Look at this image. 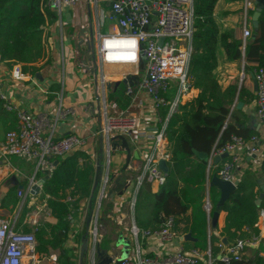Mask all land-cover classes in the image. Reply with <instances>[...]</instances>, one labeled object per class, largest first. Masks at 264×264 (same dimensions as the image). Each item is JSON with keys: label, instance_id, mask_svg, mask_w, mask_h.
<instances>
[{"label": "trees", "instance_id": "obj_1", "mask_svg": "<svg viewBox=\"0 0 264 264\" xmlns=\"http://www.w3.org/2000/svg\"><path fill=\"white\" fill-rule=\"evenodd\" d=\"M217 1L193 0L195 19L187 85L189 91L196 94L179 104L169 120L166 142L170 159L165 184L156 193L146 186L137 195L134 207V223L140 231H158L172 218L174 238L189 233L193 239V242L184 243L187 245L185 251L204 253L209 248L212 264H222L215 259L220 252L217 245L221 239L225 238L230 247L236 240L248 236L244 229L255 234L258 214L264 211V197L259 207L254 204L259 194L257 180L264 181V153L257 170H245L239 175L236 190L221 206H218L219 190L209 183L213 177H218L223 164L231 162V158H225L211 170L204 160L194 155V152L201 153L208 158L229 145L233 137L244 143L257 138L254 133L238 128L243 122L234 109L236 99L248 103L253 99L252 95L243 100V91L238 92L235 85L222 89L214 70L219 46L228 61L237 62L244 56L246 61L257 64L253 74L258 70L264 72V8L258 18L255 37L242 47V42L232 32H219L212 15ZM56 20L57 15L47 6V0H0V62L8 67L15 64L28 66L42 59L49 38L46 28ZM30 72L35 73L36 69H30ZM108 101L126 109L129 97L125 85L120 84L115 91H110ZM4 105L0 98V123L7 133L15 130L16 120L13 114L2 113ZM164 115L165 110H162L160 117ZM56 161L57 166L40 195L46 201L48 216L32 230L23 224L26 212L23 207L16 229L25 233L33 231L39 260L56 251L57 264H73L68 255L72 250L65 245L70 237L75 244L80 242L81 234L74 233L72 219L78 215L80 202L91 196L95 169L86 151H73ZM17 191L18 186H13L0 196V209L9 212L17 209ZM206 203L209 212L205 210ZM216 211L225 213L224 223L219 230L214 229L217 235L208 237V221ZM227 264H264V259L242 257Z\"/></svg>", "mask_w": 264, "mask_h": 264}, {"label": "built area", "instance_id": "obj_2", "mask_svg": "<svg viewBox=\"0 0 264 264\" xmlns=\"http://www.w3.org/2000/svg\"><path fill=\"white\" fill-rule=\"evenodd\" d=\"M80 2L81 0H47V6L59 13L64 8L77 6ZM108 5L109 14L116 24L115 31L98 34L96 52L102 89L108 82L107 78H112L107 75L121 74L120 81H127L126 95L143 93L149 98L150 105L145 119L151 117L153 121L158 122V127L153 134H150L139 125L137 117L111 114L107 112L104 105L103 121L97 135L104 140L106 146V170L104 176H101L99 195L89 216V239L91 243L100 239L99 217L106 175L109 173L110 137L121 135L126 141L136 145L139 165L134 180L130 178V186L133 182V194L128 200V208L132 215L129 228L131 239H126L129 243V254L121 260L120 264H212L209 248L204 253L180 249L174 253L149 256L142 242L145 239H152L160 244L173 241L175 239L172 233L174 220L170 218L160 230L150 232L140 231L135 226L133 218L136 197L141 187L146 185L159 189L166 181V174L159 169L158 164L161 161L169 162L170 159L166 142L167 126L178 105L183 103L190 93L187 73L194 32L193 0H112ZM249 35L247 30L243 31L244 38ZM159 40H162L160 45ZM126 65H129L130 70L122 69V66ZM253 75L256 85V114L264 121V72L258 70ZM11 77L14 81L24 80V75L18 66L13 67ZM242 78L241 75L240 82ZM129 82L131 85L128 84ZM133 85L137 89L136 93ZM174 85L176 91L172 97L168 98ZM3 108L7 112H15L17 128L7 132L3 142L0 143L2 161L7 163L8 159L16 158L32 164L34 174L41 172L44 175H50L55 168L53 161L67 153L86 150L85 141L76 135L54 138V128H51L50 120L45 115L34 117L25 110H17L7 104ZM162 110H165L163 118L160 117ZM69 113L70 111H58L57 115L62 117ZM48 130H50L49 133ZM257 143L258 140L255 137L247 143L233 137L229 145L208 157V167L215 157L223 154L232 156L231 162L223 164L218 178L233 183L236 181L234 169L237 165V158L233 156L234 151L246 145L249 154L258 156L261 160ZM127 170H131V164ZM32 184H34L33 178L29 180L25 190L17 191L19 203L15 216L0 219V264H26L25 258L29 259L31 264H39L41 261L36 255L33 231L25 233L16 229L17 217L23 207L26 209L23 224L32 230L43 221L44 217L48 216L46 201L41 198V193L38 196L29 194ZM205 210L209 212L208 203L205 205ZM263 215L264 211H260L258 217ZM257 241L258 239L254 236L240 238L225 249L221 243L218 244L219 262L227 264L230 261L241 260L244 251L249 247H255ZM77 246L78 244H74L75 248ZM115 259L111 264H116ZM43 260L54 262L51 256ZM87 262V264H94L90 254Z\"/></svg>", "mask_w": 264, "mask_h": 264}, {"label": "crops", "instance_id": "obj_3", "mask_svg": "<svg viewBox=\"0 0 264 264\" xmlns=\"http://www.w3.org/2000/svg\"><path fill=\"white\" fill-rule=\"evenodd\" d=\"M110 1L112 0H96L95 14L92 21L87 4L82 5L81 2L75 7L64 8L59 13L52 10L57 15V20L46 28L49 38L43 58L28 66L15 64L8 67L6 63L0 62V98L4 103L15 107L17 110H25L34 117L45 115L50 120L51 128H54V138L76 135L84 140L85 151L89 153L90 158L93 160L94 169L98 157H102L99 160L101 166L100 175L102 177L106 170V146L102 139L100 147L99 140L101 138L96 135V132L102 125L104 105L107 112L111 114L137 117L139 125L143 126L150 134H153L158 127V122L153 121L151 117L150 119H145L147 118L146 113L147 109H149L150 100L145 94L136 93L137 89L135 85H133V88L136 95H127L129 97V105L124 110L118 108L114 101H108V97L104 98L106 92H108V96L110 91H115L118 88L114 89L113 85L115 82L120 81V78L112 80L111 78H107V81L111 82V86L107 91L105 88L109 84L107 83L104 85V89H102L99 59L96 52L98 34L115 31L116 21L109 14L108 3ZM254 12L255 6L252 0H218L214 6L212 15L219 32H232L235 38L242 42V47H244L247 42L253 40L255 37L256 29L252 26ZM81 30H84L83 36L80 35ZM244 30L249 32L250 35L248 37H243ZM90 33L92 34V38L90 37ZM216 60L217 66L214 70V75L220 87L226 89L230 85H235L238 92L240 90L243 91V100H248L250 95L253 97L248 103L236 99L235 105L240 104L241 106L238 109L234 106V109L237 111V116L243 122L242 124H238V128L242 131L255 134L262 157L264 153V121L256 114L253 75V70L257 64L253 61H246L244 56L237 62H230L227 60L223 49L219 46L216 48ZM15 66L20 68L24 75V80L14 81L12 79L11 71ZM115 68H119V66H115ZM30 69H36V72L31 73ZM128 70H130L129 65ZM109 75L107 77L114 76L115 74ZM241 75L243 78L240 82ZM195 94L196 92L190 91L188 97L183 100V103ZM172 96L170 94V97ZM58 111H70V113L61 117L57 115ZM2 113L14 115L16 120L14 129H16L17 118L15 112L4 110ZM49 132L50 130H48ZM5 133L0 123V143L3 142ZM127 143L131 152L133 154L136 153V145L128 141ZM110 152L112 153V151ZM113 152L120 154L124 161V152L118 149ZM233 156L237 158V165L234 171L236 181H238L239 175L245 170L254 172L260 165V157L249 154L248 146L246 145L237 148ZM229 157L232 156L228 155L227 158ZM223 160L217 164L211 163L208 169L214 170ZM130 164L131 170H127L125 173L127 179L135 177L136 169L139 165V156L138 160L132 157ZM168 164L169 162H166L167 172ZM109 172L110 174L117 175L119 171L111 169V163H109ZM42 177H44V174L41 172L34 174V166L32 164L16 158L8 159L7 163L0 159V196L13 186H22L21 190H25L31 178L36 182ZM94 177L95 170L93 181ZM100 181L101 178L95 190L91 192L90 198L80 202L78 220H80V217H83L84 224L80 226L75 221L73 223L74 233L84 230L86 220L93 211L99 195ZM149 187L152 193H156L159 190L156 187ZM130 188L131 186L126 191L124 197H115L113 201L104 197L101 202V207L105 204L106 210L103 213L100 209L99 221L100 223H104L107 228L105 235L107 237L105 245L107 246L102 248L118 250L116 245H118L119 239H129L127 233H129L131 226L132 215L128 208L129 198L126 196ZM2 212L6 211L0 210L1 215ZM2 218L0 216V219ZM224 218L225 213L220 211L216 226L218 230L223 226ZM254 228L255 234H252L249 229H244L245 234L248 235L244 238L254 236L258 241L255 247H249L244 251L243 257L252 259L258 256L264 259V215L258 217ZM211 234L217 235L215 230L208 224V237ZM142 243L145 251L151 257H156L162 253H174L180 249L185 251V242H180L179 238H175L166 244H160L158 241L152 239H145ZM74 244L73 238L70 237V240L65 245L67 249L70 248L69 250H72L68 254L71 260H73V252L76 251L74 250ZM90 244L91 240L89 239V246ZM99 244L101 246L102 242L99 241ZM78 246L80 247V242ZM77 253L79 257L78 250ZM53 254L56 255L55 259ZM89 254L90 252L87 254V261ZM219 254L220 252L215 259L219 257ZM50 256L54 259V264H57L58 252L52 251L50 252Z\"/></svg>", "mask_w": 264, "mask_h": 264}, {"label": "water", "instance_id": "obj_4", "mask_svg": "<svg viewBox=\"0 0 264 264\" xmlns=\"http://www.w3.org/2000/svg\"><path fill=\"white\" fill-rule=\"evenodd\" d=\"M254 6H255V12L252 16V26L254 29H257L258 27V18L260 16L261 11L264 8V0H252ZM84 30H81L80 35L83 36ZM90 37L92 38V34L90 33ZM162 40H159V45L161 44ZM38 77V75H36ZM127 81H117L114 83L113 87L116 89L120 84H126ZM131 85V83H128ZM110 84H107L105 86L106 90L108 91L110 88ZM254 91H256V85L254 86ZM240 104L235 105V108H240ZM250 119V118H249ZM100 142V147H101V142L102 139L99 140ZM110 142H111V148L110 151H115L118 149L119 151L124 152L125 158H124V164L122 168L119 170L117 175L110 174V172L106 175L107 179L105 182L104 186V197L109 198L111 201L114 200L115 197H123L124 193L127 191V189L130 186V179H127L125 177V173L128 169V166L130 164V161L132 157L138 160V154L137 153H132L129 145L126 141V139L121 136V135H115L113 137H110ZM195 157H197L200 160H204L208 164V158H206V155L201 154V153H196L194 152ZM227 154H223L220 157H215L212 160V163L217 164L221 160L227 158ZM102 157H98V161L95 165V177L93 181V185L91 188V192L95 190L97 187L98 181L101 178L100 175V162ZM162 163V162H161ZM57 166V161H53V167ZM164 172V171H163ZM165 174L167 173V168ZM49 175L45 174L44 177L39 179L38 181L34 182V184L31 185L29 194L31 196H38L41 193L42 187L44 183L48 180ZM238 181H234L233 183L231 182H226L222 181L218 177H213L211 182L209 183V186H214L216 187L219 192H220V200L218 206H221L229 197V195L234 192L237 188ZM257 185L259 188V194L257 199L255 200L254 204L256 207H259L261 204V201L264 197V181L263 179H258L257 180ZM18 189H22V186H18ZM217 220H218V211L214 212L211 217L209 218V224L210 227L215 229L217 226ZM89 221L90 217L86 220V225L83 231V234L80 237V247H79V264H83V259L87 257L88 252H90L91 260L94 264H111L114 258H117V249H107V248H102L98 244V242L94 241L90 244L89 246ZM123 243H126V245L129 247V243L124 240V239H119ZM180 242H193V239L191 238L190 234H186L182 237L179 238ZM221 244L223 245V249L227 247V241L225 238L221 239ZM117 247V246H116ZM127 256V255H126ZM122 259H115L116 264H120ZM219 261V258L216 259Z\"/></svg>", "mask_w": 264, "mask_h": 264}, {"label": "rangeland", "instance_id": "obj_5", "mask_svg": "<svg viewBox=\"0 0 264 264\" xmlns=\"http://www.w3.org/2000/svg\"><path fill=\"white\" fill-rule=\"evenodd\" d=\"M95 2H96V0H81L82 5H86L87 4V8L89 10V14H90V17H91V21L94 19L95 4H96ZM101 6H103V5H101ZM108 8H109V5H108ZM119 78L120 77H117V79H119ZM107 83H109V81ZM109 84H111V82ZM175 91H176V86L174 85L173 88L171 89L172 95L175 93ZM107 93L108 92H106V96L104 97L105 99L108 97L107 96ZM96 135H97V132H96ZM97 136H99V135H97ZM105 158H106V156H105ZM109 158H110V163H111V169H113V170H120L122 168V166L124 164V161H123V158L120 156V154H118L116 152H112V153L110 152ZM12 159H15V158H12ZM58 159H60V158H58ZM161 162L158 164V167H159V169L162 172L163 171L166 172V163L163 162V161H161ZM145 187H146V185H143L141 187V189H140V191H139L138 194H140L144 190ZM132 194H133V183L131 185L130 190L127 192V196L126 197L127 198H130V197H132ZM124 195H126V194H124ZM0 210H3V209H0ZM105 210H106V207H105V204H103L102 207H101V212L104 213ZM16 212L17 211H14V212L6 211V212H2V215L0 214V216H2L3 218L4 217H6V218H13L15 216ZM45 218L46 217H44L43 220ZM19 220H20L19 217H17V224L19 223ZM75 221L80 226L84 224L83 217H80V220H78V215H77L76 218L72 219V223H74ZM100 225H101L100 226L101 227V230H100V233H99L100 239H98L97 242H98V244H99V241L102 242V245L100 247H106L107 245H105V244H106L107 237L105 235H106V231H107L106 229L107 228L105 227L104 223H101ZM83 231L84 230H80L79 233L82 235L83 234ZM127 235L129 237V239H131V237L129 236V233H127ZM116 246L118 248V253H117V258L118 259H124L126 257V255L128 256V254H129V247L126 245V243H123L122 241L119 240L118 241V245H116ZM186 247H187V245L184 246V248H186ZM74 250H76V251L73 252V254H72L73 255L72 262H73V264H79V257H78V253H77V250L79 252V246H77V248L74 247ZM53 256H54V259H55L56 255L53 254ZM25 263L26 264H31V261L29 259H26L25 258ZM39 264H54V262L53 261L49 262V261L41 260ZM83 264H87V259L86 258L83 259Z\"/></svg>", "mask_w": 264, "mask_h": 264}, {"label": "bare ground", "instance_id": "obj_6", "mask_svg": "<svg viewBox=\"0 0 264 264\" xmlns=\"http://www.w3.org/2000/svg\"><path fill=\"white\" fill-rule=\"evenodd\" d=\"M114 68H115V66H114ZM123 70H127L128 69V65H126L125 67L123 66V68H122ZM121 74H119V75H114V76H111L112 78H111V80L112 79H114V78H117V77H119Z\"/></svg>", "mask_w": 264, "mask_h": 264}]
</instances>
